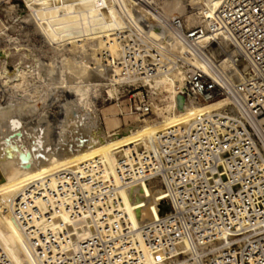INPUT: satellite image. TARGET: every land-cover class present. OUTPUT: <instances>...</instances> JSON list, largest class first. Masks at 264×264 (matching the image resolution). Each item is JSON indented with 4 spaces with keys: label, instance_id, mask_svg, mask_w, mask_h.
Returning <instances> with one entry per match:
<instances>
[{
    "label": "built area",
    "instance_id": "built-area-1",
    "mask_svg": "<svg viewBox=\"0 0 264 264\" xmlns=\"http://www.w3.org/2000/svg\"><path fill=\"white\" fill-rule=\"evenodd\" d=\"M125 1L132 13L121 0L104 2L100 28L88 40L118 44L115 63L137 81L125 117L152 115L146 82L179 71L185 81L176 90L177 108L178 97L184 107L223 104L119 153L118 183L100 158L61 168L56 191L26 183L13 216L31 262L145 264L152 256L156 264H264V0H222L208 28L189 26L180 16L141 25L135 15L142 0ZM146 4L157 9L154 0ZM95 6L96 0H85V9ZM207 35H218L236 56L217 37L203 47ZM184 52L203 67L192 66ZM101 54L112 59L108 49ZM143 184L159 188L165 200L157 205L160 217L137 230L122 208L121 191ZM38 199L48 204L44 213ZM62 206L80 236L28 227ZM0 264H13L1 244Z\"/></svg>",
    "mask_w": 264,
    "mask_h": 264
},
{
    "label": "bare ground",
    "instance_id": "bare-ground-1",
    "mask_svg": "<svg viewBox=\"0 0 264 264\" xmlns=\"http://www.w3.org/2000/svg\"><path fill=\"white\" fill-rule=\"evenodd\" d=\"M117 1L120 2V0ZM121 1L125 3L129 13H132V9L126 4V1ZM138 1L140 2V0ZM221 1L222 0L206 1L204 6H201L199 11L193 14V10L190 11L189 5L184 0H154L157 9L151 8L146 4V2H151V0H142L140 2L142 6L137 10V15L135 16L141 25L149 23L159 24V22H161L160 20L170 19L173 15L180 17L187 16L194 24L193 26L202 25L208 28L210 20L213 19L214 14L221 5ZM26 2V7L29 10V22L32 23L37 33L43 37L44 42L52 46L53 49L56 48L55 51H57V47L54 46L58 42H63V44L68 43L70 45L80 42L78 41L80 39L84 40V42L94 40L95 38L92 37L97 34V30L100 28L97 24L101 14L99 8L104 2H108V0H96V6L92 9H85V0H76L74 3L75 5L69 0H27ZM77 5L79 7H77ZM10 9H14V7H10ZM24 20H27V18ZM11 30H13V28H11ZM5 36L7 44L0 50V88L3 89L2 98H5V101H3L5 103L0 104V243L3 245L7 256L13 264H33L28 256L21 228L13 216L15 200L20 196L24 186L29 181H37L38 184L49 187L52 191H56L58 187L56 173L61 168L67 167L75 169L96 158L102 160L106 174L112 182H116L117 165L114 166L115 169L112 167L110 168L111 172L116 176L115 181L107 170L103 151L106 147L108 152L114 155L112 158H116L117 163L118 154L122 152L126 153L128 148L131 149L130 146H127L129 140H123V135L129 134L131 127L119 132L113 131L111 134L105 135L99 124L98 115L91 108L89 95L93 89L100 86L97 84L100 78L104 80L111 79L113 83L116 82V80L121 82V79L131 83H137V81L124 76L119 69V65L114 63L113 57H119L118 44L116 43H104L99 40L98 42L111 45L108 47L104 45V47L103 44L100 43V45H98V43L95 42L97 45L93 43L94 45L90 46L93 49L97 47L93 51L91 50L94 54H90L91 52L89 53L90 57L94 58L93 61L91 58L93 62L90 64L91 66L85 63V57L87 55L85 56L83 54L81 56L82 60L79 58L81 60L80 65L76 64L73 66L74 70L73 67H68V64H62L59 71V69L54 66L55 64H51V61V65L48 66L43 63L37 53L35 55L32 50L28 51L25 48L21 49L20 47L22 46L18 44L19 39H14L6 34ZM217 36H205L201 41V45L203 47L209 45L211 38L215 39ZM217 40L220 39L217 37ZM219 44L223 49L230 51L232 55L236 56V52L229 50L228 44L224 42L223 39L219 41ZM76 46L77 45H75V47ZM52 47H50V51H52ZM82 47H84L83 49L85 50L86 47L81 46V48ZM104 48L108 49L113 56L107 63L105 62L104 56L101 54V50ZM77 51L80 52L81 50L79 51L78 49ZM51 56L52 55H50V57ZM182 56L192 66L196 68L203 67L192 53L184 52ZM90 57L87 56V59H90ZM64 59L66 60V58ZM107 59L108 58H106V60ZM2 67H5L6 70L2 71ZM54 67L59 71L60 77H55L58 73L55 74L57 71H55ZM244 71H247L246 67ZM68 73L70 76L74 74L77 79H74V81L71 80V78L68 77ZM48 77H52L51 82L49 80L48 83L57 84L60 82L59 84L61 87L63 86L62 88H65L67 92L72 94V99H75L71 102L77 110L79 109L83 112V116L74 118V115L72 116V113L69 112L71 114L66 115V117L64 116L65 120L62 121L64 126L60 129L61 133L54 132L53 134L56 136L52 134V141L46 144L43 138H41V135H37V132L33 133L31 128L28 129V134L25 132L27 129L23 131L21 125L26 122L23 121L21 124V120H23V116L26 117L27 115L28 117L38 111L35 105L37 99L35 100L34 97L39 91L36 92L35 89L29 90L30 79H33L32 81L35 80V82L36 80L42 82ZM184 81L185 74L179 71L173 76H161L153 81L146 82L145 85L151 89L153 95L163 93L170 94V98L166 105L168 119L166 125L150 129L146 134L140 133L136 137L131 135L130 137L134 139L131 145L138 146L140 142L145 145L158 133L188 122L190 118L196 115L200 110L222 106L223 102H219L214 106L209 104H191L182 110L178 109L177 106H175L176 90L177 88H182ZM49 86L52 87L51 85ZM55 88H57V85ZM115 90L116 89L110 90L109 94L112 95ZM68 107L69 106H67V108ZM78 114L80 115V113ZM33 127L35 128V125ZM125 142L128 143L124 144ZM44 145H46L45 148H49L50 151L45 153L42 152ZM114 149H117V151L112 152ZM164 200L165 197L160 189L156 188L151 190L147 184L127 190L123 196V202L131 212V219L136 224V226H132L138 230L146 220L158 219L160 213L157 209V205ZM36 206L44 213L47 211L48 204L38 199L36 201ZM56 212L59 216L55 221L57 220V222L66 225L69 217L68 213H65L63 206L60 211H55L54 213ZM160 212H163V209H161ZM54 213H50V218ZM40 221L42 220L36 219L33 222ZM51 222L52 220H47L41 226H33L35 224L29 223L28 227L35 230L50 229L56 231L55 228L43 227L48 226ZM80 235L81 234L73 236ZM156 262L157 259L155 257L147 256L145 264H156Z\"/></svg>",
    "mask_w": 264,
    "mask_h": 264
},
{
    "label": "rangeland",
    "instance_id": "rangeland-1",
    "mask_svg": "<svg viewBox=\"0 0 264 264\" xmlns=\"http://www.w3.org/2000/svg\"><path fill=\"white\" fill-rule=\"evenodd\" d=\"M26 1L27 0H0V45L2 46V47L0 46V50L2 48H4V46L7 44V42L5 41L6 40L5 34L9 35V36L13 37L14 39H17V40L19 39L18 40L19 42L18 41L17 42L19 45H21L23 47V48L20 47L21 49L25 48L28 51L32 50V52L35 53V55L37 53V55L42 59L43 63L47 64V66L51 65L53 63V64H55L54 66H56L59 69V71H60L62 64H68L69 65V66L67 65L68 67H73L76 64L80 65L81 60H82L81 56L83 54L85 56L87 55L88 57H90V54H94V53H92V51L94 49H96L97 47H95L93 49L90 46L94 45L95 42L98 43V45H100L101 42H98L99 40L93 41V42H90V41L84 42V40L80 39V40H78L80 42H77L75 44H70V45L68 43L66 44L65 42H64L65 44H63V42L57 41L58 43L54 46V47H57V51H55L56 48L53 49L52 46L47 45L48 43L44 42L43 37L37 33V31L33 28L32 23H30L28 20L29 10L26 7L27 6ZM69 1H71L73 3V5H75L74 3L76 2V0H69ZM163 1H166V0H163ZM184 1L189 5V8L191 9V10L190 9L189 10L190 11L193 10L192 13L194 14V13L199 11V8L201 6H204L206 1H210V0H184ZM10 7H14V9H10ZM11 12H13V13H11ZM173 16H177V15H173ZM181 17L185 18L188 21L189 26L194 25L188 19L187 16H181ZM26 18H27V20H24ZM11 28H13V30H11ZM101 44H103V43H101ZM75 45H77V46L75 47ZM95 45H97V44H95ZM104 45L106 47H108L111 44H109V45L103 44V46ZM81 46H85L86 47L85 50L83 49L84 47L81 48ZM50 47H52L51 48L52 51H50ZM88 47H90V48H88ZM78 49H79V51L80 50L81 51L78 52L77 51ZM53 51H55L56 53ZM81 52H84V53H81ZM95 53H97V52H95ZM50 55H52V56L50 57ZM87 56L85 57V60H86L85 63L90 65L93 63L92 61L94 60V58L90 57V59H87ZM64 58H66V60H68V61H66ZM79 58H81V60ZM91 58H92V61H91ZM104 59H105V62L107 63L110 58H108L107 60H106V58H104ZM113 59H114V63H115L117 58L113 57ZM52 60L55 62H53ZM50 61H51V64H50ZM48 62H49V64H48ZM60 62H61V64H60ZM66 62H69V63H66ZM70 64H71V66H70ZM5 67H6V65H5ZM5 67L1 68L2 71L6 70ZM56 67H54L55 71H57L55 74L58 73V75H55V74L54 75L57 78L60 76H59V71L56 69ZM73 70H74V67H73ZM74 76H75L74 74H73V76H70V74L68 73V77H70L71 80H73V81H74V79H77V77L76 76L74 77ZM51 78L48 77L46 80H43L42 82L41 81L39 82L38 80H36V82H35V80L32 81L33 79H30V83H29L30 88L28 87L29 90L35 89L36 92L37 91L40 92V93L37 92L36 96L34 95L35 97L33 96L35 98V100L37 99V102L35 103V105H36L38 111L33 113L32 115H30L31 117L30 116L27 117V115H26V117L23 116V118H22L23 120H21V124L24 121L28 125L27 126L26 123H23L25 126L23 124L21 125V128L23 131H25L27 129L25 132L28 134V129L31 128L33 130V133L37 132V135H41V138H43V141L46 144L48 142L52 141L53 136H56L55 134H53L54 132L61 133L60 129H62V127L64 126L62 124V121L65 120L66 115H68V114L70 115L72 113L71 115L72 116L74 115V118H80V116L81 117L83 116V112L79 109L77 110L76 107L73 106L71 101H73L75 98L72 99V97H71L72 94L70 92H67L65 88H62L63 86L61 87V85L59 84L60 82H58L57 84L48 83L49 80L51 82ZM102 79L100 78L101 81L99 80V82H97V84H99L100 86L91 91V93L89 95V100H91L90 103H91L92 110H94V112L98 115L99 124H100L101 129L105 135H109L113 131L119 132V131H122L124 129H127L128 127H131V131L129 132V134L123 135V140L124 141L129 140V144L127 146H130L132 148L133 145H131V144H132V142H134V139H132L130 137L131 135H134V137H136L140 133L146 134V133H148V131H150V129H155V128H158L162 125H166V122L168 119V112H167L166 105H167V102L170 98L169 93H166V94L163 93V94H157V95L152 94L151 102L153 104V114L150 115L149 117H144V118L125 117L124 114L126 113V111L128 109V103H129L128 100H129L130 96H135L139 92L136 90L137 89V86H136L137 83L127 82L124 79H121V82H123V83H121L119 80H116V82L113 83L111 79H106V80H104V79L102 80ZM71 80H69V81H71ZM38 82H39V84H38ZM31 84H32V86H31ZM34 85H36V86H34ZM49 85H51L52 87H50ZM56 85H57V88H55ZM53 86H55V87H53ZM113 89H116V90L112 93V95L109 94V91L113 90ZM2 91H3V89L0 88V104L5 103V102H3V101H5V98H2V96H3ZM37 95H38V97H37ZM45 98H46V100H45ZM135 98H137V97H135ZM70 105H71V107H70ZM67 106H69V107L67 108ZM64 112L67 114H65ZM69 112H71V113H69ZM78 113H80V115ZM32 118H33V120H32ZM34 125H35L36 129L33 127ZM36 125H38V126H36ZM25 127H28V128H25ZM39 127L41 129L42 128H44V129L41 130ZM39 129L41 131H43L44 133L41 132ZM49 133H50V136H49ZM42 134H44V135H42ZM52 134H53V136H52ZM48 138H49V140H48ZM126 143H128V142H125L124 144H126ZM124 144H122V145H124ZM45 146L46 145H44V149H43L44 151L42 150V152H44V153L50 151V149L45 148ZM142 147H143V144L140 142V145L137 148H142ZM128 150H129V148H128ZM116 151H117V149L112 150V152H116ZM103 155H104V161L106 162V165H107V170L111 174L112 179L114 178V180L116 181L117 172H116V176H115L114 173L111 172V169H110L111 167L114 168V166L117 165L116 158H112V157H114V155L112 153L110 154L108 152V150L106 149V147H105V150L103 151ZM113 159H114V163H113ZM116 183H118V176H117ZM125 192L126 191H121L122 201H123V196L125 195ZM122 208L130 217L131 224L136 226L135 222H133V220L131 219L132 218L131 212L124 205V202L122 203ZM64 211H65V213L66 212L68 213V211L66 209H64ZM58 216L59 215L57 212L54 213V215H52V217L50 219H47V220H52V222L48 226H43V227L55 228L56 231L58 229H63L68 234L72 233V236L81 234L80 232L82 229L80 227L78 228L73 223L72 219L69 216V213H68L69 218H68L66 225H64L60 222H57V220L55 221V219H57ZM41 220L42 221H40V222H31V224H35L33 226H37V225L41 226L45 221H47L43 218ZM1 246L4 249L2 244H1ZM4 251H5V249H4Z\"/></svg>",
    "mask_w": 264,
    "mask_h": 264
},
{
    "label": "water",
    "instance_id": "water-1",
    "mask_svg": "<svg viewBox=\"0 0 264 264\" xmlns=\"http://www.w3.org/2000/svg\"><path fill=\"white\" fill-rule=\"evenodd\" d=\"M177 104H178V109L182 110L184 109V99L182 97L177 98Z\"/></svg>",
    "mask_w": 264,
    "mask_h": 264
}]
</instances>
